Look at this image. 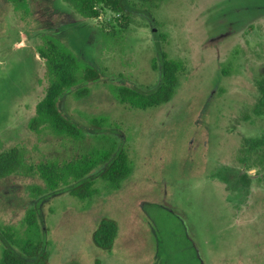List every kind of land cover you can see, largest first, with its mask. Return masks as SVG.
Listing matches in <instances>:
<instances>
[{
    "label": "rangeland",
    "instance_id": "1",
    "mask_svg": "<svg viewBox=\"0 0 264 264\" xmlns=\"http://www.w3.org/2000/svg\"><path fill=\"white\" fill-rule=\"evenodd\" d=\"M24 3L28 12L0 0V152L18 148L32 168L0 179L3 230L20 234L38 205L47 264H264V115L253 112L264 77V0H129L128 21L103 6L89 17L62 0ZM47 36L100 73L59 104L82 129L79 141L28 128L62 82L38 54ZM162 53L184 66L172 99L145 110L120 102L116 87L156 92ZM82 88L88 94L77 98ZM245 140L263 144L251 150ZM112 145L133 166L120 190L107 189L96 170L90 200L66 190L31 197L44 187L40 165ZM103 218L118 227L109 251L91 240ZM4 248L0 235V257Z\"/></svg>",
    "mask_w": 264,
    "mask_h": 264
},
{
    "label": "trees",
    "instance_id": "2",
    "mask_svg": "<svg viewBox=\"0 0 264 264\" xmlns=\"http://www.w3.org/2000/svg\"><path fill=\"white\" fill-rule=\"evenodd\" d=\"M11 3H21L25 12L28 7L24 0H7ZM80 15L96 16V9L103 6L113 14L119 15L124 21L130 16L129 0H62ZM143 5H152L160 0H135ZM118 22V19H115ZM122 28L127 25L122 24ZM38 54L49 61L52 70L56 71L62 82L54 85L46 94L44 100L36 108L35 115L29 120L28 128L34 133L47 130L57 137H65L75 141L83 138L82 129L69 120L60 110V101L63 95L79 83L87 85L100 79V73L90 65L82 64L77 57L57 38L47 36L44 47ZM161 84L156 92L142 95L126 87L113 89L114 96L120 102L129 101L139 109H149L169 102L174 96L178 85V73L184 71L181 61L170 60L164 53L161 54ZM155 68V66H153ZM81 77H76L77 75ZM259 92L258 101L253 109L257 116L264 115V77L256 81ZM87 88L75 92L77 98L85 97ZM94 123L96 121H93ZM245 144L252 150L262 146V140H245ZM105 187L112 191L120 190L123 181L133 173V166L127 153L122 148L112 145L109 148H93L80 159L59 165L57 162H48L38 167V175L44 187H32L31 197L43 200L45 197L67 191L68 194L79 200L86 201L97 195L98 189L91 179L96 173ZM32 168L25 165L22 152L18 148H11L0 152V179L12 175H31ZM218 178L226 183L228 177L221 172ZM246 180V179H244ZM24 230L10 233L0 226V235L5 244L0 257V264H47L49 255L46 251V240L40 225L38 205L27 210L24 219ZM117 223L111 219L100 220L91 235L93 245L101 250L109 251L115 243ZM95 264H102L96 260Z\"/></svg>",
    "mask_w": 264,
    "mask_h": 264
}]
</instances>
